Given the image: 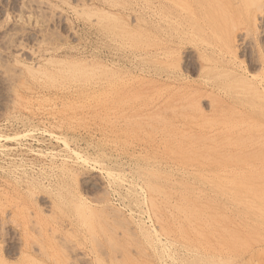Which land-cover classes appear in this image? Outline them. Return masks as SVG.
Segmentation results:
<instances>
[{"label": "rangeland", "instance_id": "rangeland-1", "mask_svg": "<svg viewBox=\"0 0 264 264\" xmlns=\"http://www.w3.org/2000/svg\"><path fill=\"white\" fill-rule=\"evenodd\" d=\"M151 1L0 0V264H190L168 234H194L189 217L237 231L217 198L236 181L216 180L200 134L218 120L255 143L246 189L264 191V0H214L232 46L219 70L200 31L151 63L170 39ZM205 81L232 99L185 95Z\"/></svg>", "mask_w": 264, "mask_h": 264}, {"label": "bare ground", "instance_id": "bare-ground-1", "mask_svg": "<svg viewBox=\"0 0 264 264\" xmlns=\"http://www.w3.org/2000/svg\"><path fill=\"white\" fill-rule=\"evenodd\" d=\"M152 1L154 2L155 0ZM157 1L162 7L166 6L168 8L166 14L162 12L160 15L158 28L161 35L164 37L170 36V39L168 38L166 45L162 44L158 46L159 49H156V46H151L149 52L151 63L154 64V59L156 57L165 54L167 43L179 48L186 44L187 38L190 37L192 33H196L197 31L205 34L202 50L214 57L208 60V64H205L207 67L213 70H219L231 63L230 54L232 53V46L230 44L225 46L221 44V39L224 34L222 25L224 17L222 13L219 12L214 0ZM260 6L261 5L258 7ZM261 7L264 8L263 6ZM228 8L231 9V7ZM151 30L154 32L155 27H152ZM150 75L152 79L161 81L166 77L169 80L173 79V77L166 74L163 68L156 69L154 66L151 67ZM223 88L219 83L205 81L193 87L192 90L187 91L185 95L190 98L196 96L201 97L204 91H211L212 93H223V96L227 100H231L232 94ZM179 96L181 97L180 94ZM154 97V95L151 97V101H154ZM169 98L162 96L159 98V103L166 101V99L168 101ZM176 99L178 98L176 97ZM180 99L181 98H179V100ZM215 107L216 105L213 103L212 108L214 109ZM165 109H167V106ZM171 119H174V116H171ZM191 122L198 125L201 122V118L199 119L198 116H195L191 119ZM202 127L204 128L205 126L203 125ZM200 134L212 135L214 141L213 156L216 159L223 160L222 163H216L213 167L216 180L219 179V174L224 173L227 179L231 177L236 181V186L225 193L217 191V194H221L217 195V198H219L218 200L220 203H223L227 207V223L237 228V231L225 233L221 230L220 225L212 222L210 218H204L205 220L196 218V220L193 221L194 219L189 217L188 223L197 229L194 234L182 236V234L176 235L177 233L175 232H168L169 237L173 240L172 242L176 245L175 249L179 254H177V256H180V258H187L186 260L187 262L190 260V264H264V232H262L263 235H260L261 232L258 231V229H260L258 227H260L261 223L264 224V191L257 194L254 191L249 192L246 189L248 183L251 181V174L257 172L260 167L255 161L248 159V156L257 151L255 143H253L250 138H247L248 133L243 127L233 126L227 119L212 123L206 131L201 128ZM221 153H223L226 159L222 157ZM263 228L264 227H262V229ZM166 229L168 231L170 228L167 227ZM256 231L260 232V236L250 237L252 232L254 234ZM262 231H264V229ZM30 249L28 244L22 249L23 253L27 250L25 253L29 256L28 259L34 258ZM40 253L43 257L41 261H54L52 257H45L43 250H41ZM39 260H37V262Z\"/></svg>", "mask_w": 264, "mask_h": 264}]
</instances>
